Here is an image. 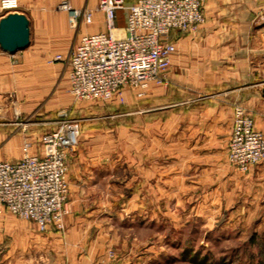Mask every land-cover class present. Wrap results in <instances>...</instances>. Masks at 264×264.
I'll list each match as a JSON object with an SVG mask.
<instances>
[{
  "label": "rangeland",
  "instance_id": "374dc122",
  "mask_svg": "<svg viewBox=\"0 0 264 264\" xmlns=\"http://www.w3.org/2000/svg\"><path fill=\"white\" fill-rule=\"evenodd\" d=\"M4 1L0 0V16L32 6L30 0H15L13 6L3 5ZM55 9L66 12L71 20L70 10L60 8L59 3ZM92 9L93 14H101L96 6ZM92 21L78 19L71 24L77 29ZM21 54L17 51L12 57L11 81L0 80V159L21 158L28 140L30 152H38L42 134L62 120H73L79 128L78 143L69 150L68 181L74 196L70 189L64 227L47 231L37 227L39 232L58 231L63 239L72 241L73 253L89 258L92 254L107 264H264V223L249 219L248 211L233 210V197L225 188L211 194L196 187L195 157L179 147V131L172 129L179 122L177 108L183 104L178 103V90L169 88L168 76L167 82L126 85L110 98L85 100L70 91L67 62L66 77L62 71L57 81L42 83L35 78L40 68L19 67ZM23 72L27 82L19 80ZM193 93L198 97L203 92ZM193 101L200 107L214 106L212 96ZM235 104L244 105L228 100L231 130ZM248 112L256 127L254 115ZM223 122L228 124L227 119ZM80 155L107 162L100 164V170L95 169L96 163L83 164L89 177L71 181L72 160ZM226 160L234 166L228 151ZM79 165L84 170L82 163ZM239 200L237 195L235 207ZM260 214L258 218H262ZM1 218L11 223L10 245H23L19 249L25 252L22 262L52 264L49 254L47 258L43 253L37 260L29 247L36 234L33 221L8 211L0 214ZM68 219L75 227L73 223L68 226Z\"/></svg>",
  "mask_w": 264,
  "mask_h": 264
},
{
  "label": "crops",
  "instance_id": "0c3cea01",
  "mask_svg": "<svg viewBox=\"0 0 264 264\" xmlns=\"http://www.w3.org/2000/svg\"><path fill=\"white\" fill-rule=\"evenodd\" d=\"M30 1L32 6L21 10L30 19L31 35L29 45L19 50L22 53L19 67H38L41 72L35 77L37 81L55 82L62 71L63 78L66 77L64 65L67 61L56 59L52 64L49 61L57 54L67 57L81 34L105 31V17L102 11L101 14L95 13L91 23H81L76 29L66 12L55 9L60 1ZM98 1L71 0V4L75 8H94ZM133 1L127 0L129 3ZM204 12L205 20L196 29L177 30L169 35L176 44V51L167 70L168 84L170 89L178 90V103L183 104L177 108L179 122L172 129L179 131V147L195 157L194 163L198 168L195 175L199 178L196 187H202L203 192L211 194L218 188H225L228 196L233 197V210L248 211L249 219L261 220L262 224L264 158L244 172L228 163L226 152L232 132L229 99L246 105L254 115L257 129L264 133V0H206ZM126 23L127 11L118 10L117 27H123ZM14 54L0 47V80L3 82L12 79L9 70L14 65ZM18 77L21 82H27L25 72ZM194 91L203 93L195 97ZM203 96H212L214 106L200 107L196 104L198 102L193 101ZM225 119L227 125L223 122ZM78 158H73L72 173L69 172V179L73 181L89 177L83 164L94 166L96 163L95 169L100 170V164L107 162L93 156L80 155ZM79 163H82L84 170L81 171ZM70 189L74 196L73 188ZM237 195L240 200L235 207ZM260 211L262 218H258ZM71 223L75 227V222L68 219L69 227ZM35 230L29 247H33L37 260L43 258V253L47 258L50 255L52 264H91L97 259L92 254L89 258L73 253L70 248L72 241L63 239L58 231L41 233L37 225ZM11 232V223L1 218L0 264H27L21 260V255L25 253L24 250L20 251L23 245L19 248L10 245Z\"/></svg>",
  "mask_w": 264,
  "mask_h": 264
},
{
  "label": "built area",
  "instance_id": "2783aa9c",
  "mask_svg": "<svg viewBox=\"0 0 264 264\" xmlns=\"http://www.w3.org/2000/svg\"><path fill=\"white\" fill-rule=\"evenodd\" d=\"M6 0L5 6L8 5ZM206 0H99L106 30L83 33L67 57L57 54L52 60L69 64V88L80 99L110 98L126 85L145 87L152 82H167L176 44L173 31L188 30L205 20ZM70 10L71 21H92L94 10L75 8L70 0H60ZM118 10L127 11V23L117 27ZM233 130L228 146L229 161L248 171L264 158V133L257 129L248 109L234 105ZM79 140L73 120H62L44 132L38 152L25 142V153L18 159H0V214L5 211L36 223L41 231L64 227L63 216L69 197V150ZM91 264H107L96 260Z\"/></svg>",
  "mask_w": 264,
  "mask_h": 264
},
{
  "label": "water",
  "instance_id": "95a60500",
  "mask_svg": "<svg viewBox=\"0 0 264 264\" xmlns=\"http://www.w3.org/2000/svg\"><path fill=\"white\" fill-rule=\"evenodd\" d=\"M30 19L21 11H9L0 18V47L14 54L30 43Z\"/></svg>",
  "mask_w": 264,
  "mask_h": 264
},
{
  "label": "trees",
  "instance_id": "16d2710c",
  "mask_svg": "<svg viewBox=\"0 0 264 264\" xmlns=\"http://www.w3.org/2000/svg\"><path fill=\"white\" fill-rule=\"evenodd\" d=\"M252 240H253V238H252Z\"/></svg>",
  "mask_w": 264,
  "mask_h": 264
}]
</instances>
